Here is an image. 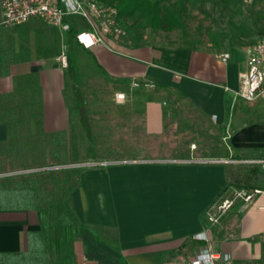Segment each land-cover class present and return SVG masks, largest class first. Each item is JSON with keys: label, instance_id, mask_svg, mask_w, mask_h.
<instances>
[{"label": "crops", "instance_id": "obj_1", "mask_svg": "<svg viewBox=\"0 0 264 264\" xmlns=\"http://www.w3.org/2000/svg\"><path fill=\"white\" fill-rule=\"evenodd\" d=\"M71 24L75 31L87 27L78 17ZM64 39L38 20L0 26V109L14 110L0 112V173L62 157L73 126L78 129L66 72L55 61ZM105 41L89 51L110 78L138 82L118 92L147 136L160 137L165 113L177 106L200 114L205 124L229 119L233 129L218 138L216 156H197L214 161L151 159L81 171L63 198L77 229L61 241L59 255L51 250L42 264L63 258L72 264H185L206 245L229 255V264H264V163L240 161L264 159V98L235 96L248 48L243 57L230 49L222 61L221 52L188 45ZM238 185L261 193L248 203L234 200L215 222H206V211ZM39 229L35 209L0 210V253L26 251L29 232ZM202 231L208 243L196 238Z\"/></svg>", "mask_w": 264, "mask_h": 264}, {"label": "rangeland", "instance_id": "obj_2", "mask_svg": "<svg viewBox=\"0 0 264 264\" xmlns=\"http://www.w3.org/2000/svg\"><path fill=\"white\" fill-rule=\"evenodd\" d=\"M259 9L260 7L247 5L241 0H229L225 3L218 0H205L203 5L198 1H190L186 3V8L182 12L181 26L179 28L170 31L146 28L140 30L143 34L142 41H133V38L128 33V37L124 40L120 39L119 43L126 46L145 43L163 44L166 46L188 45L194 48L221 52V54L231 49L238 52L236 54L237 57H243L244 48L252 46L264 36V34L260 33L262 25L256 20L257 10ZM125 24L130 25L131 20L127 23L125 22ZM83 29H86V27ZM63 43L67 53L69 47L65 42ZM235 47L241 49L236 50ZM66 67L62 68L64 72H66ZM83 78L85 83L77 81L74 85L67 76L66 94L76 115L74 110V90L72 87L74 86L73 88H77L83 93L87 104L86 109L89 117H91L92 129L97 141L87 136L85 129L78 121V132L74 130L75 127L73 126L72 139L69 142H65L66 145L64 146L62 157H59L57 161L53 157L43 164H31L29 166L31 167L29 169L58 166L49 170L63 171L62 174L67 179L68 191L78 183L81 171L106 169L108 166L90 164L100 160L118 161L119 163L117 164H133L137 163L135 161L140 160L168 159L176 161L197 158V154L190 153V150L194 149L198 152L200 147L196 139L199 140L202 137L207 138L210 142L213 141L210 144L213 146V151L210 155L214 157L216 156V147H222L220 145L222 142L218 141V138L223 135L227 136V132L231 133V129H233L229 128L230 124H226L229 119L217 125L216 119L212 118L208 124H205V118L200 114L195 115L194 113L191 116V125L186 124L188 129H192L191 131L187 130L181 133L177 126L172 127L173 130L165 132L162 137L152 138L144 133L141 120L131 116L124 108V105L121 104L120 101L124 98H116L118 91L113 90L111 85L106 86L104 84L102 76H97V74L91 73L89 69H85ZM181 110L186 111L183 107L173 109L175 115L170 120L178 122V114ZM228 115L232 118L230 112ZM233 124L235 125V122ZM110 139L114 140L110 142ZM192 144L195 145L194 148L191 147ZM223 146L225 147V144ZM112 147H115V149ZM102 150L106 152L102 153ZM8 161L6 164L9 165L10 159ZM4 177H10V174L0 173V179H4ZM216 208L217 206L214 207L215 210ZM214 209L207 210L206 214H204L206 222H209L208 213H214ZM48 220L50 222V235L59 234L63 236L65 233L64 228L59 225L58 218L53 210L50 211ZM53 262L57 264L56 259Z\"/></svg>", "mask_w": 264, "mask_h": 264}, {"label": "trees", "instance_id": "obj_3", "mask_svg": "<svg viewBox=\"0 0 264 264\" xmlns=\"http://www.w3.org/2000/svg\"><path fill=\"white\" fill-rule=\"evenodd\" d=\"M95 1L116 9L118 22L125 32L121 39H126L130 34V37L133 38V41L139 42L143 40V34L140 32V30L152 28L154 30L170 31L179 28L181 26L182 12L186 8V3L190 1H198L201 5H203L205 0ZM218 1L225 3L229 0ZM129 20H131V24L126 25L125 22L127 23ZM256 20L262 25L260 33L264 34V9L257 10ZM75 34L76 31L71 28L65 33L64 39V42L69 47L66 53V74L70 81L74 83V85L77 81L85 83L83 76L85 75V69H89L91 73H95L97 76H102L106 86L111 85L113 90L127 92L130 81L124 78L113 79L107 76L103 69L96 62L89 49L80 47L75 41ZM151 86L154 89L158 88L155 85ZM73 87L75 113L79 119V122L85 129L87 136L97 141L92 129L91 117H89L88 111L86 109L87 104L84 95L79 89ZM176 108L180 107L177 106ZM7 111L13 112L14 110L6 108L0 109V112ZM174 115L175 114L173 110L168 114L165 113L164 129L162 135H165V132L173 130L172 127L177 126V129H179L181 133L187 130H192L188 129L186 126V124L191 125L192 123L191 116L194 115L192 111L188 109H186V111L181 110L178 114V122L170 120L174 117ZM135 118L139 119L138 117ZM141 125L144 131L142 121ZM113 140L114 139H110V142ZM196 142L200 147L199 151L196 152L197 156L209 155L212 153L213 146L210 144L213 141L210 142L207 138L202 137V139H196ZM112 148L115 149V147ZM105 152L106 151L102 150V153ZM124 152L126 151L124 150ZM58 159L59 157L54 158L56 161ZM25 168L15 169L21 170ZM8 170L10 171V168ZM62 172V170L51 171L47 169L38 172L14 174L10 177H4V179H0V210L35 209L38 213L40 225V229L38 231L29 232L28 246L26 251L0 253V264H42L51 250L53 252L55 251L59 255L61 241L64 238H70L71 233L77 229V222L72 218L63 204V198L67 195L68 189L66 176L62 174ZM240 187L253 189L246 186H237V188ZM52 210L56 213L59 225L64 228L65 233L63 236L59 234L51 236L49 233L48 215ZM59 264H72V261L69 258H63Z\"/></svg>", "mask_w": 264, "mask_h": 264}, {"label": "built area", "instance_id": "obj_4", "mask_svg": "<svg viewBox=\"0 0 264 264\" xmlns=\"http://www.w3.org/2000/svg\"><path fill=\"white\" fill-rule=\"evenodd\" d=\"M250 6H258L264 9V0H241ZM0 26L8 27L24 24L30 20L58 28L62 33H66L72 28L71 18L78 17L86 24V29L76 30L75 41L80 47L90 49L96 44H105L107 38L113 39L116 43L124 36V29L118 22L117 11L114 7L105 6L95 0H1ZM229 57L227 52L219 55L222 61ZM60 67L67 66V54L64 43L60 53L55 58ZM138 82L133 80L130 89L136 88ZM235 96L244 101H254L264 98V36L247 49L246 68L239 75V86L235 91ZM125 94L116 93V98L122 99ZM195 147L194 144L191 145ZM183 162H208L214 160H204L200 158H189L181 160ZM241 162L264 163V159L240 160ZM119 163L113 160H100L92 162L91 165L109 166ZM41 167L36 169H23L15 174L38 172L57 168ZM10 174V172H9ZM14 174V173H12ZM10 174V175H12ZM261 193L260 189H246L243 187L234 188L231 196L223 199L217 205L214 213H208V221L213 223L224 210L232 205L234 200L241 199L244 202H251L253 197ZM196 238L208 243L209 237L205 231L196 235ZM230 257L227 254L214 251L209 245L203 247L195 256L188 259L185 264H229Z\"/></svg>", "mask_w": 264, "mask_h": 264}]
</instances>
